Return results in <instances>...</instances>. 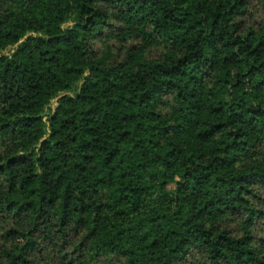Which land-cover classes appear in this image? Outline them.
Returning <instances> with one entry per match:
<instances>
[{
    "label": "trees",
    "instance_id": "trees-1",
    "mask_svg": "<svg viewBox=\"0 0 264 264\" xmlns=\"http://www.w3.org/2000/svg\"><path fill=\"white\" fill-rule=\"evenodd\" d=\"M9 47L0 264H264V0H0Z\"/></svg>",
    "mask_w": 264,
    "mask_h": 264
},
{
    "label": "rangeland",
    "instance_id": "rangeland-1",
    "mask_svg": "<svg viewBox=\"0 0 264 264\" xmlns=\"http://www.w3.org/2000/svg\"><path fill=\"white\" fill-rule=\"evenodd\" d=\"M72 25H73V22H70L69 24L66 25V27L67 26H72ZM13 49H14V47H9L7 50L0 52V56L10 54ZM76 91H77V89H76ZM76 91H74L72 93H67V94L71 95V96H74L76 94ZM56 106H57V99L54 100L51 103V105L46 109V112H45V119L46 120L53 113V111L55 110Z\"/></svg>",
    "mask_w": 264,
    "mask_h": 264
}]
</instances>
